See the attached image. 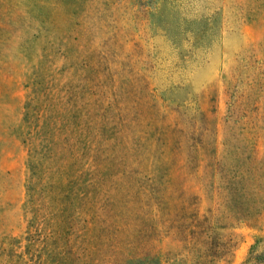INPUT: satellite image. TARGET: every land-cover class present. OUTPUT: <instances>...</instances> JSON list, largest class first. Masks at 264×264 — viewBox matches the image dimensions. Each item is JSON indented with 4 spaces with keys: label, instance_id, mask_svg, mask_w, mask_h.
Listing matches in <instances>:
<instances>
[{
    "label": "rangeland",
    "instance_id": "obj_1",
    "mask_svg": "<svg viewBox=\"0 0 264 264\" xmlns=\"http://www.w3.org/2000/svg\"><path fill=\"white\" fill-rule=\"evenodd\" d=\"M0 264H264V0H0Z\"/></svg>",
    "mask_w": 264,
    "mask_h": 264
}]
</instances>
